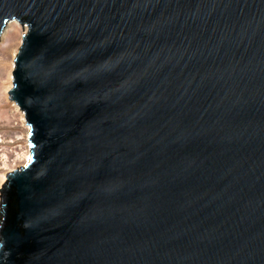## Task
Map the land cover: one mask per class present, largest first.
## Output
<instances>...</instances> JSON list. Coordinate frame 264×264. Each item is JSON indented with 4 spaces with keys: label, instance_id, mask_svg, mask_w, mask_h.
Wrapping results in <instances>:
<instances>
[{
    "label": "water",
    "instance_id": "95a60500",
    "mask_svg": "<svg viewBox=\"0 0 264 264\" xmlns=\"http://www.w3.org/2000/svg\"><path fill=\"white\" fill-rule=\"evenodd\" d=\"M30 157L0 264H264V0H0Z\"/></svg>",
    "mask_w": 264,
    "mask_h": 264
},
{
    "label": "rangeland",
    "instance_id": "374dc122",
    "mask_svg": "<svg viewBox=\"0 0 264 264\" xmlns=\"http://www.w3.org/2000/svg\"><path fill=\"white\" fill-rule=\"evenodd\" d=\"M27 28L13 22L0 37V189L6 174L23 168L29 161V127L24 114L10 101L14 61Z\"/></svg>",
    "mask_w": 264,
    "mask_h": 264
},
{
    "label": "snow or ice",
    "instance_id": "6c2138e0",
    "mask_svg": "<svg viewBox=\"0 0 264 264\" xmlns=\"http://www.w3.org/2000/svg\"><path fill=\"white\" fill-rule=\"evenodd\" d=\"M29 159H31V157H29Z\"/></svg>",
    "mask_w": 264,
    "mask_h": 264
},
{
    "label": "bare ground",
    "instance_id": "6f19581e",
    "mask_svg": "<svg viewBox=\"0 0 264 264\" xmlns=\"http://www.w3.org/2000/svg\"><path fill=\"white\" fill-rule=\"evenodd\" d=\"M13 23V22H12ZM11 24V23H10Z\"/></svg>",
    "mask_w": 264,
    "mask_h": 264
}]
</instances>
